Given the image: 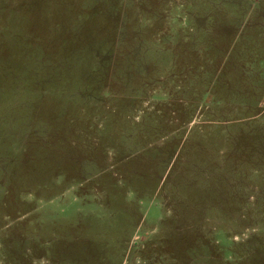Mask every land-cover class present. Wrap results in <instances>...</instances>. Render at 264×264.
Segmentation results:
<instances>
[{
  "label": "rangeland",
  "instance_id": "374dc122",
  "mask_svg": "<svg viewBox=\"0 0 264 264\" xmlns=\"http://www.w3.org/2000/svg\"><path fill=\"white\" fill-rule=\"evenodd\" d=\"M0 264H264V0H0Z\"/></svg>",
  "mask_w": 264,
  "mask_h": 264
}]
</instances>
